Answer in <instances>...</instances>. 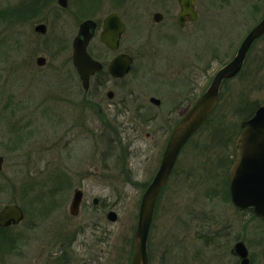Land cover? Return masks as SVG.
<instances>
[{"label": "rangeland", "instance_id": "1", "mask_svg": "<svg viewBox=\"0 0 264 264\" xmlns=\"http://www.w3.org/2000/svg\"><path fill=\"white\" fill-rule=\"evenodd\" d=\"M13 1L0 0V207L17 203L25 216L16 229L18 257L0 251V264H130L142 195L180 119L166 109L190 108L209 87L261 20L264 0H211L206 29L172 49L177 63L196 46L193 69L148 70L137 61L127 114L112 111L106 93L101 112L79 110L74 71L59 50L63 22L51 21V49L44 51V38L28 23L14 27ZM39 56L47 58L44 67L36 65ZM185 74L192 77L187 86ZM150 97L162 99V108L151 107ZM262 102L264 37L242 73L223 84L214 113L180 154L155 208L150 264H239L231 252L240 241L250 264H264V221L232 204L228 182L246 108ZM77 188L84 205L70 219ZM110 210L115 223L106 218Z\"/></svg>", "mask_w": 264, "mask_h": 264}, {"label": "flooded vegetation", "instance_id": "2", "mask_svg": "<svg viewBox=\"0 0 264 264\" xmlns=\"http://www.w3.org/2000/svg\"><path fill=\"white\" fill-rule=\"evenodd\" d=\"M66 1L67 6L63 7L59 4L58 0H14L12 13L10 15L8 14V16L12 17V22L15 28L22 25L21 23L23 22L24 24L28 23V25H30L32 34L35 37L44 38V42L41 45L44 51L51 49V40L49 39L51 21H57L58 19L60 22H63V26L61 28L63 35L61 36L62 38L64 36L65 37L62 39V45L59 46V50L61 53H65L69 59V61L62 62L63 65L65 64L72 71H74L73 74L75 75L74 78L76 79L74 85L76 87V100L78 102L77 106H80L79 110L83 111V108L86 107L89 110L94 108L95 110H98V112H101V109L104 105L103 103L106 102L105 98H103V95L106 93L105 95L110 101H107V105L114 108L112 111L127 114L131 110L130 76L135 69L137 61H140L139 68L148 70H153L156 68H171L172 70L179 69L180 67L185 70L195 68L194 58L195 50H197L195 44V47L191 49H185V51L182 52L179 62L177 63L171 57L173 53L172 49H175L183 41L182 37H184L186 34H200V31H204L206 29V18L203 19V17L206 16L210 11L209 6L211 5V0H188L187 4H190L191 8L187 11L184 10L181 0ZM227 1L230 3L234 0ZM111 16L117 17L123 28L122 32H120V35H118V40L116 39V35L114 33L110 34L111 37L109 36L113 42L117 41L116 48H111L103 41V37L106 36L107 32V20ZM69 21H71L72 24L71 22L69 23ZM87 21H91L92 26H90L89 29L91 38L87 43L86 50L89 56L101 65V69L91 74L88 81V88H85L83 78L74 62V42L75 39L81 34L83 26ZM39 26H44L43 32L37 30V27ZM19 49L22 48L19 47ZM35 49L36 47H31V52L33 51V54L36 53ZM18 51L19 50H17V52ZM119 55H128L133 59L131 69L124 77H115L109 71V65ZM39 58L45 59V64L43 66L38 64L37 61ZM46 63V57H37L36 65L39 67H44ZM227 63H225L223 66H225ZM32 64L33 62L30 63L29 69L35 70V67ZM181 77L183 84H186V82H189L188 80L192 79L190 75L186 76V74L184 77ZM224 83L225 81L223 84ZM177 84L181 85L182 83ZM187 85L188 83L185 86ZM205 91L197 99H195L190 108H167V114L173 116V114L176 113V116L180 117V119L177 121L178 123L189 112L195 102L205 93ZM181 92L183 94L184 90ZM191 99L192 98L190 96L186 98L188 101H192ZM153 100H157L159 103H156ZM172 100L173 98L170 99L169 97L165 101ZM149 102L151 107L160 109L162 108L164 101L156 97H150ZM177 123L174 125L171 133ZM173 171L174 168L172 172ZM82 192V201L77 216H73L70 213L69 206L70 219L78 218L80 215L85 199L84 191L82 190ZM94 199L92 200V203L94 205H98L99 199L97 204L94 203ZM8 205L19 206L17 203H10L4 207H0V211H2ZM110 211H108V213ZM64 223L66 224L65 221ZM19 224L20 222L15 224L13 221H10L4 226H0V251L2 252L1 254L3 256L11 253L12 257H18L19 234L16 229ZM147 250L149 255V238Z\"/></svg>", "mask_w": 264, "mask_h": 264}, {"label": "water", "instance_id": "3", "mask_svg": "<svg viewBox=\"0 0 264 264\" xmlns=\"http://www.w3.org/2000/svg\"><path fill=\"white\" fill-rule=\"evenodd\" d=\"M181 1L185 11L191 8L190 4H187L188 0ZM58 2L63 7L67 6L66 0H58ZM107 21V32L103 41L111 48H116L117 41L113 42L110 39V34L114 33L117 39L123 28L115 16L109 17ZM90 26H92L91 21H87L81 34L74 42V62L83 78L85 88H88L91 74L101 69V65L94 61L86 50L87 43L91 38ZM43 27L39 26L37 30L43 32ZM263 36L264 16L247 34L234 59L215 74L209 88L172 131L160 168L141 199L131 264H149L147 243L155 206L178 156L190 138L208 120L216 108L223 82L235 78L241 72L253 44ZM37 62L43 66L45 59L39 58ZM132 64L133 59L130 56L119 55L109 65V71L115 77H124L130 71ZM153 101L159 103L157 100ZM3 164L4 158L0 155V171L3 169ZM228 178L232 204L240 210L251 209L257 217L264 220V103L256 110L252 118L241 123V132L234 144V161L230 167ZM82 195L81 189L74 191L70 204V213L73 216L78 215ZM94 203L97 204L98 199H94ZM117 217V213L114 211L107 214V220L110 222H116ZM22 219L23 212L17 205H8L0 211V226H4L10 221L17 224ZM232 254L239 257V264H250L249 251L243 241L235 244Z\"/></svg>", "mask_w": 264, "mask_h": 264}, {"label": "trees", "instance_id": "4", "mask_svg": "<svg viewBox=\"0 0 264 264\" xmlns=\"http://www.w3.org/2000/svg\"><path fill=\"white\" fill-rule=\"evenodd\" d=\"M242 73V72H241ZM228 81H226L225 83H227ZM224 83V84H225ZM261 103H255V104H252L250 106H248L246 108V115L244 116V120H247V119H250L254 114H255V111L258 109V107L260 106ZM211 117V116H210ZM210 119V118H209ZM208 119V120H209ZM207 120V122H208ZM232 161H230V164H231ZM26 208V206H24ZM27 209V208H26Z\"/></svg>", "mask_w": 264, "mask_h": 264}]
</instances>
